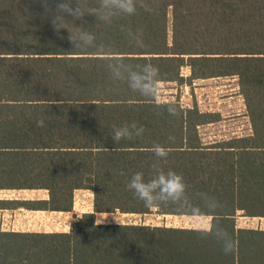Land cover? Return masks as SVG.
I'll return each instance as SVG.
<instances>
[{
	"label": "trees",
	"instance_id": "obj_1",
	"mask_svg": "<svg viewBox=\"0 0 264 264\" xmlns=\"http://www.w3.org/2000/svg\"><path fill=\"white\" fill-rule=\"evenodd\" d=\"M153 8L111 25L86 16L102 35L107 51L99 52L75 49L66 29L57 34L41 0H0V188L48 190L47 198H0V208L69 210L74 190L89 188L94 209L68 231L0 230V264H264V228L235 222L238 211L264 216V0H153ZM122 24L142 31L144 47ZM104 55L151 63L159 81H183V65L190 78L236 75L251 132L203 143L198 125L213 112L169 100L178 111L169 115L113 81ZM132 123L143 136L117 144L114 127ZM157 144L169 152L161 168L182 175L194 205L197 193L220 202L204 215L219 219L233 252L192 226L96 223L95 212L116 210L191 215L171 203L147 207L127 187L136 172L153 177Z\"/></svg>",
	"mask_w": 264,
	"mask_h": 264
},
{
	"label": "clouds",
	"instance_id": "obj_2",
	"mask_svg": "<svg viewBox=\"0 0 264 264\" xmlns=\"http://www.w3.org/2000/svg\"><path fill=\"white\" fill-rule=\"evenodd\" d=\"M41 5L44 8V18H51V23L57 34L61 29H66L69 33L68 39L75 49H95L99 52L107 51L105 45L99 43L102 35L89 29L88 22L84 19L86 16L95 17L96 24L111 25L114 20L119 18L137 15L140 10L146 12L154 10L153 0H55V2L54 0H41ZM77 20L83 21V23L77 25ZM120 31L131 44L136 47H144L143 33L140 29L133 30L122 24ZM100 59L106 61V68L113 81L126 83L132 92L154 101L157 108H166L171 116L178 115L174 102L167 100L161 89L158 67L151 63L133 65L127 63L126 58L120 56L104 55ZM37 126L44 127V120H38ZM144 132L145 129L136 123L124 124L114 127L111 137L118 144L121 140L142 137ZM169 139L172 140L173 137H169ZM152 151L158 158L152 164L153 177L146 181L143 173L136 172L131 176L127 187L133 190L147 207L171 203L179 208H186L194 218V231L203 237H213L221 244L225 254L233 252V240L220 225L219 219L210 221L204 215L205 210L215 212L221 208L220 202L206 193H197L201 203L194 205L187 195V185L182 175L173 170L165 172L161 168L159 161L167 160L168 150L157 144L153 146ZM120 174L124 175L123 172ZM79 218L82 217L79 216ZM117 222L120 223L118 219ZM96 223L99 224L101 221L97 220Z\"/></svg>",
	"mask_w": 264,
	"mask_h": 264
},
{
	"label": "rangeland",
	"instance_id": "obj_3",
	"mask_svg": "<svg viewBox=\"0 0 264 264\" xmlns=\"http://www.w3.org/2000/svg\"><path fill=\"white\" fill-rule=\"evenodd\" d=\"M168 16V37L170 39V11L168 12ZM181 75L183 81L167 80L159 81V83L167 100L178 101L184 107L197 106L200 111L214 113L215 120L198 125L203 143L227 139L233 135H243L251 132V122L247 114L245 99L241 93L238 77L236 75L190 78V68L187 65L181 67ZM90 191L92 192V196L89 193ZM0 197L7 199L47 198L48 190L46 188L2 187L0 188ZM22 206L26 207L24 205ZM69 210H76L75 213L73 212V214H70L71 223L81 213L93 212V191L89 188L75 189L73 203ZM6 212L7 211H5V213ZM43 213L41 211L28 212L25 210L22 215H20V217L23 218V221L20 223L22 225L14 231H62L50 230V228H48V221L46 220V222L44 220V216L47 217L48 215ZM28 214L32 215L27 218ZM206 216L210 220L211 217L209 215ZM4 218L11 219L7 214L4 215ZM116 218L121 223L131 222L194 227V218L192 215L159 213L155 208L145 213L121 212L119 210L95 212L96 221L117 222ZM27 219L28 222H26ZM235 222L236 226L239 227L249 226L264 228V216H249L243 214L241 211L237 212ZM24 224L29 225L28 230H25L27 228ZM33 228L39 230H34ZM69 229L70 227L64 231H68Z\"/></svg>",
	"mask_w": 264,
	"mask_h": 264
},
{
	"label": "built area",
	"instance_id": "obj_4",
	"mask_svg": "<svg viewBox=\"0 0 264 264\" xmlns=\"http://www.w3.org/2000/svg\"><path fill=\"white\" fill-rule=\"evenodd\" d=\"M92 196V192H89ZM5 211H7L5 213ZM25 211L24 208L20 207L18 209L14 208H0V230H16L21 226L20 224L23 221V218L20 217L22 213ZM30 212V210H26ZM76 212V210L72 211ZM71 212V214H72ZM69 213V212H68ZM59 213L58 215H49L44 216V220L48 221V228L50 230H67L71 227V219L70 213ZM7 214L11 219L4 218V215ZM32 214H28L27 218H29ZM68 216V217H67ZM4 218V219H3ZM46 221V222H47ZM28 222V219L26 220ZM24 226L28 229L29 225L24 224ZM41 226V224H40Z\"/></svg>",
	"mask_w": 264,
	"mask_h": 264
},
{
	"label": "crops",
	"instance_id": "obj_5",
	"mask_svg": "<svg viewBox=\"0 0 264 264\" xmlns=\"http://www.w3.org/2000/svg\"><path fill=\"white\" fill-rule=\"evenodd\" d=\"M1 198V197H0ZM20 207H22V208H25V210H30V211H41L42 213L44 212V213H46V215H58L59 213H70L71 214V212L72 211H70V210H55V209H42V208H38V209H34V208H27V207H23V206H18V207H14V209H18V208H20ZM43 213V214H44ZM75 213V212H74ZM72 214H73V212H72ZM34 229V228H33ZM25 230H28V229H25ZM30 230H32V229H30ZM34 230H39V229H34ZM49 230V229H48Z\"/></svg>",
	"mask_w": 264,
	"mask_h": 264
}]
</instances>
